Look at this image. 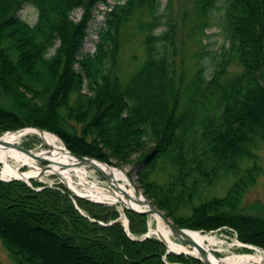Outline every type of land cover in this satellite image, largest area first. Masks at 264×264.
I'll return each mask as SVG.
<instances>
[{
	"label": "trees",
	"instance_id": "16d2710c",
	"mask_svg": "<svg viewBox=\"0 0 264 264\" xmlns=\"http://www.w3.org/2000/svg\"><path fill=\"white\" fill-rule=\"evenodd\" d=\"M99 1L0 0V133L40 127L71 151L115 166L136 154L143 193L175 224H225L264 251V215L240 209L261 172L264 0H225L229 44L209 73L205 51L183 55L179 32L191 17L187 36L204 33L216 0H193L192 14H173L172 0L162 10L160 0H116L94 50L82 52ZM24 4L37 10L32 24L18 15ZM136 35L142 57L123 60ZM227 175L234 178L223 195L202 198ZM31 184L0 179V240L16 264H202L166 252L153 235L132 238L146 232L145 213L122 208L128 234L116 206L72 197L62 184Z\"/></svg>",
	"mask_w": 264,
	"mask_h": 264
},
{
	"label": "rangeland",
	"instance_id": "374dc122",
	"mask_svg": "<svg viewBox=\"0 0 264 264\" xmlns=\"http://www.w3.org/2000/svg\"><path fill=\"white\" fill-rule=\"evenodd\" d=\"M116 0H105V2L99 1L96 4V7L93 10V18L90 20L87 33L82 45V52H92L94 50V44L97 40V30L102 25L104 20V13L106 9H109L110 6L115 2ZM122 1V0H119ZM167 0H160L159 9H163L164 5ZM193 0H172V13L176 14L178 10L185 9L189 13H193L191 10V2ZM226 2L225 0H216L215 5L212 7L208 18V26L204 29V33L201 31L196 32L195 35H188L186 34L187 29L192 23V18L189 17L185 23L184 31L180 30L179 37L183 38L182 45H183V55L184 56H191L193 53L198 52H204L203 54V61L206 66V71L209 73L214 64L215 60L219 57V53L228 46L229 40L227 38V25L225 23L224 19V6ZM81 8H75L71 12V18L74 20H77L80 16ZM18 15L26 20L29 23H34L37 18V10L32 4H24L19 10ZM140 36L136 35L135 39H133L132 42H129L125 45L123 52H122V59L127 60L131 57L132 54H137L138 58L142 57V47L139 41ZM180 38V39H181ZM58 43V42H57ZM56 43V44H57ZM229 68L231 70H238L239 66L237 63H231L229 65ZM36 127V126H34ZM22 128V127H21ZM30 127L23 128L24 131L27 130ZM40 128V127H39ZM20 129V128H18ZM20 129V130H23ZM42 129V128H41ZM16 130V129H15ZM19 131V130H18ZM43 131H47L49 133H53L51 131L43 129ZM17 131L13 130H5L0 133V135H5L7 133H14ZM55 134V133H53ZM57 135V134H55ZM58 136V135H57ZM59 137V136H58ZM60 138V137H59ZM61 139V138H60ZM62 140V139H61ZM63 141V140H62ZM16 143H19L23 145L24 147L29 148L30 150H33L35 152L41 151L44 149H47V146L43 143V140L40 135L35 133H26L22 135ZM258 153V161L261 165V172L256 177V180L254 183H252L249 187L246 188V190L243 192L241 202H240V209L245 212H252V213H258L264 215V140L261 141L259 147L257 148ZM40 164H45V162L41 160H37ZM49 163V161L47 160ZM141 162L137 161L136 154H134L131 158V160L127 163L121 164V165H110L113 168H120L126 172L128 175V178L130 181L134 182L132 183L136 188L138 187V190L143 193V189L139 185V181L137 179L138 177V170L141 167ZM4 164L0 161V171L2 170ZM31 166H21L20 171L26 173L31 170ZM88 175L87 178L90 181L97 182L99 184V188L104 190L105 192L112 193L114 192L111 188H107V181L105 177L98 172L95 168H92L90 166H86ZM22 169V170H21ZM234 177L232 175L222 176L217 182H215L211 187H209L208 190L203 192L201 195L202 198L210 196V195H223L226 191L227 186L231 182V180ZM35 180L41 181L42 183H59V178L54 173H42L36 178ZM76 180V178H75ZM62 185H64L62 183ZM102 186V187H101ZM79 188L81 189L82 186L79 185ZM109 189V190H108ZM143 196L145 194L143 193ZM146 197V196H145ZM147 198V197H146ZM150 200V199H149ZM151 201V200H150ZM113 206H116V208L120 211L119 213V219L124 220L122 215H125L123 211V206L120 203L113 204ZM126 216V215H125ZM155 216L153 214H148L147 216V226L149 228H157V221L152 217ZM187 228V227H186ZM24 231H26L24 229ZM194 231H196L194 229ZM203 234H212L217 237L219 242L215 244H209L208 248L216 253L219 257H226L233 254H241V253H251L252 249L248 248L249 250L244 249L242 245V241L237 239L236 231L228 225H221L214 229L209 230H200ZM33 238V240H36L35 242L39 244L37 235L35 234H29V236ZM142 235V234H141ZM139 235V237L141 236ZM171 237L180 244H183L185 246H188L185 242H181L174 234L171 233ZM46 242V241H45ZM221 242V243H220ZM47 243V242H46ZM249 244V243H247ZM255 246V245H254ZM257 247V246H256ZM258 249L264 254V251L258 247ZM188 255V254H187ZM83 262V261H82ZM85 262V261H84ZM87 264V262H85ZM0 264H16L8 255L7 250L3 246L1 240H0ZM203 264V263H202Z\"/></svg>",
	"mask_w": 264,
	"mask_h": 264
},
{
	"label": "bare ground",
	"instance_id": "6f19581e",
	"mask_svg": "<svg viewBox=\"0 0 264 264\" xmlns=\"http://www.w3.org/2000/svg\"><path fill=\"white\" fill-rule=\"evenodd\" d=\"M26 133H35L40 135L43 143L47 146V149L37 152L30 150V152H28L15 146L13 143H16V141ZM34 153L35 155L44 157L49 161V166L44 173L56 174L59 180H62L76 193L108 201H116L117 199L120 201L124 200L127 205L141 207H146L148 205V203L143 200V194L132 184L124 170L120 168H113L102 162H96V164L104 172L109 174L112 180L118 184L119 187L123 188L128 193L129 198L127 199L124 198L121 190H115L112 193L105 192L99 188V184L97 182L88 180V171L86 168L88 165L86 163L77 162L76 159L67 151L66 145L57 135L47 131H40L34 127H30L25 131L23 129L14 133H7L0 137V161L4 164L2 170L0 171V175L5 178L23 177L27 178V180H29V176L38 178L41 166L37 159L33 156ZM21 166H31L32 168L30 171L24 173L20 172ZM79 185L82 186L81 189L79 188ZM152 214L155 215L152 217L157 221V228H149L150 233L160 236L168 248L172 250L198 255V251L195 247L177 243L171 237L169 228L161 216L156 212ZM185 231L192 240L207 248V257L215 264H264V254L257 247H251V253L233 254L224 258H217L208 248L209 244L211 245L219 242L217 237L215 238L214 235L209 233L203 234L200 231ZM36 244L44 248L48 246V243L42 240L39 241V244Z\"/></svg>",
	"mask_w": 264,
	"mask_h": 264
},
{
	"label": "water",
	"instance_id": "95a60500",
	"mask_svg": "<svg viewBox=\"0 0 264 264\" xmlns=\"http://www.w3.org/2000/svg\"><path fill=\"white\" fill-rule=\"evenodd\" d=\"M27 127H34V126H27ZM25 127H22L20 129H23ZM34 128H37L38 130L40 131H43V129L39 128V127H34ZM20 129H16V130H13V131H18ZM1 137V135H0ZM15 146L25 150V151H28L30 152V149L27 148V147H24L23 145L19 144V143H13ZM67 151L76 159L77 162L79 163H86L88 166L90 167H93L95 168L98 172H100L106 179L107 181V188H111L113 191L115 190H121L122 191V194L124 195V198H129V195L128 193L121 187H119L118 184H116L112 178L109 176V174H107L106 172H104L97 164L96 162H102V163H105V164H108L110 165L109 163H107L106 161H103L101 159H97L95 157H91V156H88V155H82V154H78V153H75L73 151H71L70 149L67 148ZM33 156L37 159V160H41L43 162H45V164H40L41 166V169H40V174L44 173L45 170L48 168L49 166V163L47 162V159L44 158V157H40L38 155H35V153L33 154ZM22 172V171H20ZM127 175V174H126ZM128 176V175H127ZM0 179L2 180H11V179H21V180H24L27 184H29V180L30 179H35L33 176H29V180H27V178H23V177H8V178H5V177H2L0 175ZM60 183H63L64 186L67 188V191L69 192V194L72 196V197H84V198H87L89 200H92V201H97V202H101V203H104V204H107V205H113V204H116V203H120L122 204L123 207L127 208L128 210H132V211H136V212H141V213H145V214H152L154 212L158 213L161 218L163 219V221L167 224L168 228H169V231L170 233L174 234L181 242H185L187 245H189L190 247H195L198 251V255H193V254H190V253H186V252H182V251H175V250H172L170 248H168V246L165 244V242L163 241V239L156 235V234H153V233H150L149 231V227L147 228L146 232L143 233L141 235V237H132V238H137V239H144L146 237H150V236H155L157 237L159 240H161L164 245L166 246V252H174V253H184V254H188V255H191L197 259H199L203 264H215L213 263L212 261H210L207 257V248L203 247V245L199 244V243H196L194 240H192L187 234H186V231L185 230H194V229H190V228H186V227H181L177 224H175L173 222V220L168 216L166 215V213L159 209L158 207H156L148 198H146L145 196L143 197V200L145 202L148 203V205L146 207H142V208H138V207H135V206H132V205H127L125 204V201L122 200H116V201H108V200H103V199H98V198H92V197H89V196H86L84 194H79V193H76L74 192L68 185H66L62 180H59ZM132 182V181H131ZM134 183V182H132ZM138 189V187H137ZM143 194V193H142ZM122 217L124 218V221H123V224H124V229L127 231V233L129 234V230H128V218L125 216V215H122ZM196 231H200V230H196ZM243 246H246L248 248H251V247H256L252 244H244L242 243ZM258 248V247H257ZM214 253V252H213ZM214 255L219 258V256L214 253ZM175 264H179V263H175Z\"/></svg>",
	"mask_w": 264,
	"mask_h": 264
}]
</instances>
